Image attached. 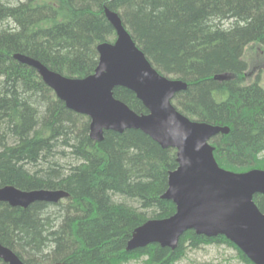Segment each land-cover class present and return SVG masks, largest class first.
<instances>
[{
  "label": "trees",
  "instance_id": "trees-1",
  "mask_svg": "<svg viewBox=\"0 0 264 264\" xmlns=\"http://www.w3.org/2000/svg\"><path fill=\"white\" fill-rule=\"evenodd\" d=\"M104 8L161 75L186 90L173 104L199 123L227 127L210 144L222 169L264 170V88L246 83L245 48H264V0H0V188L64 190L57 204L26 209L0 202V244L25 264H173L188 249L231 242L185 232L174 250L156 244L126 251L133 231L176 209L161 198L177 167L138 130L89 138L87 117L68 110L37 75L13 59L26 55L68 78L91 75L96 47L115 40ZM115 99L136 114L147 111L125 88ZM264 214V196L253 198ZM1 264V263H0Z\"/></svg>",
  "mask_w": 264,
  "mask_h": 264
},
{
  "label": "water",
  "instance_id": "water-1",
  "mask_svg": "<svg viewBox=\"0 0 264 264\" xmlns=\"http://www.w3.org/2000/svg\"><path fill=\"white\" fill-rule=\"evenodd\" d=\"M104 16L115 40L97 45V66L85 78L64 77L19 53L13 59L34 69L68 110L89 119L92 141H102L106 131L122 134L138 130L162 149L175 150L177 167L168 174L161 198L171 201L176 211L168 218L147 220L136 228L126 250L151 244L174 250L185 232L194 231L206 238L225 237L252 264H264V214L253 201L256 195L264 196V170L235 173L220 168L209 142L229 129L191 121L177 112L171 102L186 90V84L161 76L151 66L117 13L104 8ZM119 87L131 91L147 114H136L115 99L113 90ZM68 197L64 190L0 188V202L12 208L26 209L35 202L57 204ZM0 261L24 264L1 244Z\"/></svg>",
  "mask_w": 264,
  "mask_h": 264
},
{
  "label": "rangeland",
  "instance_id": "rangeland-1",
  "mask_svg": "<svg viewBox=\"0 0 264 264\" xmlns=\"http://www.w3.org/2000/svg\"><path fill=\"white\" fill-rule=\"evenodd\" d=\"M243 58L247 64L246 83L258 80L264 88V48L249 45ZM170 78V77H169ZM143 259H132L125 264H143ZM173 264H242L236 257L235 250L227 246L207 245L199 249H188L181 260Z\"/></svg>",
  "mask_w": 264,
  "mask_h": 264
},
{
  "label": "bare ground",
  "instance_id": "bare-ground-1",
  "mask_svg": "<svg viewBox=\"0 0 264 264\" xmlns=\"http://www.w3.org/2000/svg\"><path fill=\"white\" fill-rule=\"evenodd\" d=\"M61 201V200H60ZM127 251V250H126Z\"/></svg>",
  "mask_w": 264,
  "mask_h": 264
}]
</instances>
